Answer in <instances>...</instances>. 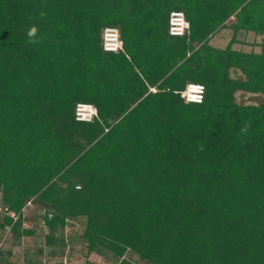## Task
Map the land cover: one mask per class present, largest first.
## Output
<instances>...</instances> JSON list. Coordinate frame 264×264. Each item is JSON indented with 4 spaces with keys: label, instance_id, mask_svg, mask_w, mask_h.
Instances as JSON below:
<instances>
[{
    "label": "trees",
    "instance_id": "obj_1",
    "mask_svg": "<svg viewBox=\"0 0 264 264\" xmlns=\"http://www.w3.org/2000/svg\"><path fill=\"white\" fill-rule=\"evenodd\" d=\"M172 11L188 35L169 33ZM106 27L123 52L103 49ZM225 28L264 37V0H0V192L18 215L0 229L34 234L36 201L51 247L84 217L88 250L118 260L264 264V53L212 45ZM190 82L201 103L181 97ZM80 102L93 121L76 120Z\"/></svg>",
    "mask_w": 264,
    "mask_h": 264
},
{
    "label": "rangeland",
    "instance_id": "obj_2",
    "mask_svg": "<svg viewBox=\"0 0 264 264\" xmlns=\"http://www.w3.org/2000/svg\"><path fill=\"white\" fill-rule=\"evenodd\" d=\"M233 36H237V42L233 44L236 50L264 53V37L254 31L241 30L236 33L231 28L219 31L211 40V44L226 48ZM231 76L244 78L240 70L232 69ZM152 90H156L152 88ZM263 100L262 93L238 92L236 101L240 105L260 104ZM2 193L0 192V201ZM25 221L24 228L34 230V234L25 235L21 239L12 237L9 229H0V250L11 251L9 264H150L141 259L137 254L128 251L126 255L118 260L111 254L104 255L95 251H89L82 234L85 229L86 219L80 217L69 220L65 229L66 245L51 247L47 244L49 227L43 220L44 208L40 203L34 201L27 203L23 209ZM0 215V222L3 220Z\"/></svg>",
    "mask_w": 264,
    "mask_h": 264
},
{
    "label": "built area",
    "instance_id": "obj_3",
    "mask_svg": "<svg viewBox=\"0 0 264 264\" xmlns=\"http://www.w3.org/2000/svg\"><path fill=\"white\" fill-rule=\"evenodd\" d=\"M169 33L173 36H185L190 33V23L182 11H172L169 17ZM103 49L109 52H123V40L120 29L117 27H106L103 31ZM199 89V91H197ZM206 88L202 83L190 82L186 88L180 91L181 97L187 103H201L205 98ZM197 97V99H192ZM202 97V99H201ZM98 111L91 103L80 102L76 105L75 118L77 121L90 122L97 116ZM0 215L11 216L15 220L18 215L4 206L0 201ZM7 229H11L10 226Z\"/></svg>",
    "mask_w": 264,
    "mask_h": 264
},
{
    "label": "clouds",
    "instance_id": "obj_4",
    "mask_svg": "<svg viewBox=\"0 0 264 264\" xmlns=\"http://www.w3.org/2000/svg\"><path fill=\"white\" fill-rule=\"evenodd\" d=\"M36 31H37V29L35 26H33L32 28L29 29L28 36H29L30 40L35 36ZM201 99H202V97H201ZM249 127H250V125L248 123H245V125L241 128V133H247ZM198 150L202 151L203 146L201 145Z\"/></svg>",
    "mask_w": 264,
    "mask_h": 264
},
{
    "label": "snow or ice",
    "instance_id": "obj_5",
    "mask_svg": "<svg viewBox=\"0 0 264 264\" xmlns=\"http://www.w3.org/2000/svg\"><path fill=\"white\" fill-rule=\"evenodd\" d=\"M197 91H199V89H197ZM192 99H197V97H192Z\"/></svg>",
    "mask_w": 264,
    "mask_h": 264
}]
</instances>
